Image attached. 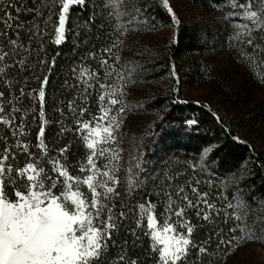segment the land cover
<instances>
[{
  "label": "trees",
  "instance_id": "obj_1",
  "mask_svg": "<svg viewBox=\"0 0 264 264\" xmlns=\"http://www.w3.org/2000/svg\"><path fill=\"white\" fill-rule=\"evenodd\" d=\"M122 1L124 0H88L86 8L73 6L70 9L67 24L69 31L66 32L65 42L57 46L54 43L58 12L56 0H24L29 8H35L40 13L34 11L24 14L22 9L20 16L27 25L21 37L23 42L34 50V55L28 61L27 71L11 70L7 77H0V91H4L6 97L3 101L5 114L10 115L7 123L0 118V149L14 145L20 139L30 145L33 154L43 155V150L37 149L36 145L40 121L46 119L48 123L45 126V142L49 148L48 156L56 157L59 148L71 144L69 166L76 169L73 174L79 173V161L85 156V149L73 131L61 135L60 127L63 123L66 128L74 129L73 117L68 110V103L72 100L76 101L78 107L88 109L84 119L94 113L97 104L95 96L90 94L89 90L96 91L100 79L103 78L101 74L104 68L99 66L104 58L100 55L101 50L106 47L113 48L112 57L109 59V63H112L116 60L114 53L118 40L129 27L154 31L174 25L172 15L163 0H134V6H143L147 20L144 25H128L132 16L127 20L124 15L114 14L117 11L124 13L121 9ZM189 1L197 11L196 18L192 23H178L175 37L169 44L160 48L156 66L164 65L167 70L173 66L190 79H195L190 81L192 85L201 80L204 73L196 57L221 44L241 65L242 84L254 85L262 93L259 107L264 108V60L254 57L248 62L242 59L240 52L248 51V47L243 41L237 42L233 38L235 32L232 29H235L237 24L248 23L251 27V22L245 21L242 14L239 18L230 16L224 3L217 6L213 4V0ZM6 2L7 0L5 4ZM46 3L52 5L53 13L52 21L48 24H45V21L48 19L50 8ZM201 5L210 8V19L205 20L201 15ZM102 8L106 10L102 12ZM109 11L113 13L111 17ZM90 17L95 19L91 26L85 23ZM225 17H228L231 23L226 25ZM32 25H36V28L32 33L33 39L29 42L28 28ZM121 25L127 27L121 28ZM0 27L8 35L15 37V30L9 33L6 26ZM257 35L259 40L264 41V32ZM257 35H253L252 39L256 40ZM93 49L97 53L95 59L90 55ZM36 52L39 55H36ZM52 57L56 58V65L49 73L48 68L39 61L45 60L50 64ZM116 62L119 63L118 60ZM4 66L11 69V61L6 62ZM89 71L98 73L99 79L90 78ZM82 72L84 75L81 78ZM44 75L50 76V82L45 89V115L41 118L39 105L31 96L35 92L38 97ZM227 85L232 91V85ZM21 88L26 96L20 95ZM13 106L20 110L13 114ZM144 108L159 109L160 113L145 127L140 136L132 140L130 145L126 144L125 153L121 156V184L118 189L120 196L107 202V207L112 208L117 217L121 211L126 215L116 221L119 230L113 233L116 246L109 248L108 256L112 258L109 264H116L117 255L136 259L138 264H157L150 236L145 235L148 231L147 217L144 214L145 209L139 207L140 203H144L145 207L149 201L155 205L153 212L158 223L170 221L186 231L180 227L174 213L170 215L165 211L168 207L169 192L173 193L176 211L181 207L186 208L185 222L193 228V244L208 247L205 254H200L197 247H190L186 264H221L226 254L242 237L264 242V146L253 139H240L231 119L217 112L214 105L204 101L184 100L179 94L169 92L148 100ZM21 120L25 122L23 136L19 127ZM14 128L17 130L16 136L12 135ZM136 154L146 157L152 178L142 191L137 189L133 196H129L128 168L130 163H135L131 157ZM26 159V154L20 149L15 153V159H10L9 162L23 166ZM157 179L159 182L155 183ZM186 185V192L194 201L196 194L192 192L191 186L194 185L201 193L208 194L207 199L216 206L211 211L210 219L204 220L202 215L197 216L196 209L187 208L186 204L175 196L179 188ZM201 207L203 208V204ZM203 210L208 211L206 208ZM107 213L105 210L104 217H107ZM138 223L140 228H137ZM230 229L232 231H229ZM133 231L136 232V237L132 235ZM210 235L211 242L208 243ZM220 239L225 243L220 244ZM229 240L233 242L228 243ZM125 241L126 251L121 252V249L125 248Z\"/></svg>",
  "mask_w": 264,
  "mask_h": 264
},
{
  "label": "snow or ice",
  "instance_id": "obj_2",
  "mask_svg": "<svg viewBox=\"0 0 264 264\" xmlns=\"http://www.w3.org/2000/svg\"><path fill=\"white\" fill-rule=\"evenodd\" d=\"M168 12L172 15L174 22H178L173 9L168 6V0H163ZM224 3L226 10L232 17H242L251 22L237 24L233 37L237 42L243 41L248 51H241L240 56L248 62L259 58L264 60V41L259 40L258 33L264 32V0H213L214 5ZM58 12L56 13V24L54 27V43L59 46L66 39L70 9L73 6L86 8L88 0H56ZM50 8L48 19L45 24L52 21V5L46 3ZM31 14L39 11L29 8L24 0H0V25L6 26L8 32L15 30V37L8 35L0 27V77H7L11 70L27 71L28 61L33 57L34 50L28 47L21 37V33L27 27L20 19L22 14ZM106 9L102 8V12ZM242 10V12H241ZM113 13L109 11L111 17ZM116 16L125 13L115 12ZM147 17L142 5L134 6L132 19L128 25L138 23L144 25ZM226 25L231 23L225 17ZM89 26L95 23L94 17L85 21ZM127 25H121L126 28ZM36 25L28 28L29 42L33 39V30ZM79 36L80 33H77ZM86 37V33L84 34ZM253 35L257 39L253 40ZM113 48L106 47L100 52L104 57L100 61V67L105 69V79L112 76L113 67L109 65ZM39 55L38 52L35 53ZM93 59L96 58V50L90 52ZM15 58V59H13ZM259 60L257 62H259ZM11 61V69L5 67V63ZM40 64L48 68V72L55 68L56 58H51V63L41 60ZM76 69H73L75 73ZM87 71V69H86ZM134 71V69H133ZM81 78L84 73L82 72ZM90 78L99 79L98 73L88 72ZM123 79L121 75L119 77ZM39 79V78H38ZM50 82V76L44 75L41 80L38 97L35 92L31 99L39 105V116L45 115L46 86ZM11 84V81H9ZM91 86V85H90ZM104 93L99 96V115L92 120L84 119L88 109L78 107L75 100L68 103V110L72 114L74 129H69L61 123L60 134L73 131L85 149V156L79 161L78 171L81 175H73L75 168H70L69 157L71 155V144L59 148L56 157H49V148L45 142V126L48 121L41 119L40 130L37 135V149L43 150V155L33 154L30 145L18 139L14 145L0 149V264H109L112 259L108 256L110 246L115 247L116 241L113 233L119 230L117 220L123 218L126 213L121 211L117 217L112 208L107 207V202L120 196L119 186L121 184L119 172L120 151L116 147L120 130V117L124 112L121 105L123 92L114 85L101 84ZM21 96H26L23 88ZM5 92L0 91V118L7 123L10 115L5 114L3 101ZM106 101V104H105ZM14 103V102H13ZM20 109L13 106L12 113ZM63 116V110H61ZM14 118V117H11ZM24 121H19L21 136H23ZM195 123V122H190ZM13 136L17 130L13 129ZM23 149L26 154V162L23 166L10 163L15 159V153ZM135 163H130L128 168V195L133 196L137 189L143 190L151 180V171L147 168V160L143 154L131 157ZM47 161V166H45ZM158 179L155 183H158ZM198 183V182H197ZM86 186L88 192L82 190ZM181 186L175 193L190 209L197 210V216H203L204 220L210 219V214L216 208L208 199L207 193H201L197 187L191 186L196 194L195 201L190 197L186 188ZM147 195V193H145ZM168 207L165 209L170 215L178 218L180 227L186 229V235L177 231L176 225L166 221L163 227H158L157 217L153 214L155 205L150 201L145 207L140 203L139 207L145 209L147 217V229L145 235H149L152 241V251L157 256V264H186L190 247H197L200 254L208 251L207 245H194L191 240L193 228L185 218L186 208L181 207L178 211L174 209L173 193H167ZM14 197V198H13ZM203 204V208L201 207ZM207 209L205 212L203 209ZM107 210V219L103 213ZM219 215V211H217ZM141 225L138 223L137 228ZM229 231H232L231 229ZM171 234V235H170ZM132 235L136 237V232ZM111 242V245H110ZM211 242V235L208 243ZM229 240L228 243H232ZM225 243L220 239V244ZM125 248L121 252L126 251ZM219 246V245H218ZM107 257V259H106ZM116 264H138V260L131 259L125 255L115 257Z\"/></svg>",
  "mask_w": 264,
  "mask_h": 264
},
{
  "label": "rangeland",
  "instance_id": "obj_3",
  "mask_svg": "<svg viewBox=\"0 0 264 264\" xmlns=\"http://www.w3.org/2000/svg\"><path fill=\"white\" fill-rule=\"evenodd\" d=\"M133 6L134 0L122 1L121 9L124 13L126 12L124 16L127 20L132 16ZM168 6L176 14L178 22H173L174 25L164 26L154 31L134 26L123 30V37L118 40L114 53L119 63L116 60L109 63L113 66L109 69L113 73L112 76L105 79L104 69L101 74L103 78L100 79L96 91L89 90L90 94L95 96L97 105L94 113L87 119L92 120L94 116L99 115V96L104 93V89L100 87L101 84L114 85L123 92L122 103L117 107L123 106L125 110L120 117L117 144L113 146L122 150L120 151L121 160L126 144L130 145L132 140L140 136L145 127L160 113L159 109H145V103L157 96L173 92L179 94L184 100L204 101L214 105L217 112L231 119L240 139H253L264 146V108L259 107L262 102V93L254 85L242 84L241 65L221 44L196 57L204 73L202 79L192 85L190 81L195 79H190L188 75L175 70L173 66L168 70L164 65L156 66L155 61L159 58L160 48L169 44L175 37L178 23H192L197 16V11L189 0H168ZM200 12L205 20L212 17L210 8L204 5L200 6ZM121 75L123 79L119 78ZM227 84L232 85V91L228 89ZM83 187L86 188V186ZM83 191L88 192L87 188ZM103 218L107 219L104 214ZM156 222L158 227H163L166 221L158 223L156 220ZM177 231L187 234L178 227ZM240 239L237 245L226 254L221 264H264V242L248 237Z\"/></svg>",
  "mask_w": 264,
  "mask_h": 264
}]
</instances>
